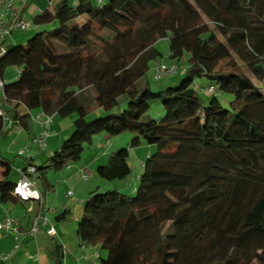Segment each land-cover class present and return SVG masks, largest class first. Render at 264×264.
I'll list each match as a JSON object with an SVG mask.
<instances>
[{"label":"trees","instance_id":"1","mask_svg":"<svg viewBox=\"0 0 264 264\" xmlns=\"http://www.w3.org/2000/svg\"><path fill=\"white\" fill-rule=\"evenodd\" d=\"M31 24L41 29L0 55L8 126L25 129L33 109L76 118L45 161L22 169L43 176L79 160L95 135L131 134L95 169L123 180L128 147L154 148L134 196L95 190L84 201L77 236L107 252L100 264H264V0H58ZM164 38L171 60L188 54L187 67L178 84L152 92L142 79ZM10 66L19 74L5 82ZM201 78L205 103L192 86ZM217 92L232 95L233 114ZM157 100L164 113L154 120L147 113ZM6 128L0 118V137ZM0 168V202L24 203L1 155Z\"/></svg>","mask_w":264,"mask_h":264},{"label":"crops","instance_id":"2","mask_svg":"<svg viewBox=\"0 0 264 264\" xmlns=\"http://www.w3.org/2000/svg\"><path fill=\"white\" fill-rule=\"evenodd\" d=\"M8 1H11V8L15 10L20 15V17L28 20L29 22H32V19L36 15L42 13L46 9L51 10L53 4L58 0H0V11L2 10L4 4ZM31 27L32 28H29L28 30H12L9 34L8 39L6 40V46L11 47L17 44H24L25 41L29 39L36 31L41 29V27H37L34 25H32ZM5 70L3 73V80L5 82H10L4 79ZM102 112V109H97L94 113L96 115H100L102 114ZM55 116L57 115L52 114L50 125ZM72 123L73 122L65 125L63 120L59 121L56 126L57 130H55V132H50L51 138H53L52 141H56V144H58V146H56L57 148L64 140L63 135H65L70 131V129H72ZM18 130H21V132H25L26 137L29 138L30 133L28 120L25 129L20 128L16 123L11 124L7 126L4 135L8 134L9 137H12L15 132L16 134H19ZM35 130H37V126L35 127ZM68 135L69 134H67V136ZM95 140V145H93L92 141L89 145H87V153L85 159L78 163H75L73 166L67 164L66 169L59 170L61 178L64 181V190L66 191V193L63 195V199L59 200L55 195L51 201L50 199L46 198L45 193L47 191H54V186H52L47 176L48 170H46L43 176H39V174L37 176V179L40 180L43 187V190L41 191L37 186V189L41 194V202L31 200L29 204L33 205V207L30 206L27 208V210L25 211V213L27 214L24 215L23 212L17 209L16 206L17 204L24 203L4 204L0 202V220L4 219V217L11 218L12 215V219L16 220L15 226L17 227L19 232L16 235L8 230L0 231V253L5 254L4 256L0 255V257L8 256L7 259L3 260L5 264H100V259L104 258L105 255H101L99 250H97L95 247L81 242L77 236V222L82 215L84 204L83 193L79 190L83 186L82 182L86 181V179H82L80 175L81 173H83V171H87V168L94 171V168L96 166L102 165L100 163H103L105 161L106 153L108 152L105 145L108 146V144L110 143V137L106 134H99L97 135V139ZM114 144V150L121 147V144L117 142H115ZM47 147H51V143L49 145L47 144L44 149ZM38 148L39 147L35 145L32 139V143L27 146V156H24L23 162H25V164L23 166H16L15 169L24 168L27 163L26 160H30L32 165H39L40 163H42L44 161V159L42 158L45 156V150ZM18 156L21 157L22 155ZM143 160L141 162H143ZM11 171L12 170H10V173ZM14 173L18 180V174L15 172V170ZM139 174L140 173H137V176L135 177V180L137 181ZM16 181L13 182L16 183ZM116 186H119V189H112L124 191V189L126 188V186L124 185L116 184ZM67 187L68 190L66 189ZM82 188H86L85 191L87 193H90L91 186ZM135 188L136 187H132V190ZM40 205L41 207L45 208L46 211H41ZM46 206L50 208H46ZM63 210L68 211L66 219L56 220V216ZM29 213L32 214L28 215ZM43 218L46 219V224L42 223ZM35 220H38V231L35 234V237H31L29 236V230ZM49 227H52L55 231V234L53 236H49L46 234V230ZM95 254L97 256H95Z\"/></svg>","mask_w":264,"mask_h":264},{"label":"rangeland","instance_id":"3","mask_svg":"<svg viewBox=\"0 0 264 264\" xmlns=\"http://www.w3.org/2000/svg\"><path fill=\"white\" fill-rule=\"evenodd\" d=\"M31 26L32 25H30L29 28H32ZM96 47H98L97 42H96ZM154 48L160 53V56H158L154 62L152 61L149 63V69L146 72L142 81L148 82L150 90L152 92H158V91L165 89L168 86L176 85L179 83L180 79L183 77L182 72L187 67L188 54L184 53L182 59L179 60L178 62L171 60L169 58V39L168 38H164V39H160V40L156 41V43H154ZM98 49H99V47H98ZM155 62L159 63V64H164L165 66H170L173 63H177L179 70L175 73H169V74H166V76L157 79V78H155V70H154V66H153V65H155ZM241 66L243 67V65H241ZM15 73H16V67H14V66L7 67L5 70L4 79L6 81L13 80L15 78ZM208 84H209V81L206 78L196 79V80H194V82L192 84L193 88H195L197 90L198 96H199L202 103H205L207 101V96H204V94L200 91V88L204 87ZM83 93L89 94L88 90L83 92ZM216 97L220 101L221 106L223 108L230 111L231 114L234 113V111H232L231 106H230V102L233 99L232 95L225 93V92H217ZM118 103H119V112L121 113L125 109V103H126L125 102V96H120L118 98ZM41 113L42 112L40 109L30 110V117L28 118V127H29V133H30L29 138H27L25 132H23V131L21 132V130H18L19 134H16V132H15L12 135V137H9L8 134L0 137V154H1V156L5 157L9 161H11V170L12 171H11L10 177L13 181L17 180V177L14 173L15 167L16 166H23L25 164V162H23V160H24V156H27V152H26L27 146L32 143V139L34 140L39 136L41 128H39V126L36 122H33V117H35L36 115H39ZM163 113L164 112H163L162 104L159 100H157L151 104L147 115L150 116L152 119L157 120V119H159V117H161L163 115ZM94 116H96V114L94 112L89 113V114H87L86 119L91 120ZM75 118H76L75 114H70L64 118H61L59 116H55L54 120L52 121V123L50 125V128L48 127V130H47L48 136H47L46 141H45V146H47V144L49 145L51 143V147H47L44 149L45 150V152H44L45 156L42 158V159H44V161L50 156V154L53 152V150H55V148H57L56 146H58V144H56V141H52L53 138H51L50 132H55V130H57L56 126L59 123V121L63 120L65 125H67L68 123L73 122V120ZM36 126H37V130H35ZM71 130L72 129H70L69 132H67L65 135H63V139L66 138L67 134L71 133ZM131 138H132L131 134H123V135H119V136H115V137H110V140H109L110 143L108 144V146L105 145L106 149L108 150V152L106 153L105 161L103 163H100V164H105L107 162V158H108L110 152L112 150H114L113 148H115L114 147L115 142L121 144L120 148H127V144L129 143ZM95 139H97V135L93 136V138H92L93 145L96 144ZM35 145H37V144H35ZM86 148H87V145H85V148H84L79 160L69 162L68 165L73 166L75 163H78V162L82 161L83 159H85L86 153H87ZM38 149H40V147ZM103 149H105V148H103ZM153 149L154 148L148 146L145 143H141L139 146L134 147V148L128 147V159L127 160H128V164L131 168V173L123 180L104 181L101 178H99L95 173V169L97 168V166L94 168V171L92 169L87 168V171H83V174H85L87 176V178H86V181L82 182L83 183L82 187L91 186L90 192L95 191V190H97L98 192H106L112 188L119 189V186L118 187L116 186V184H119V185L126 186L124 191L118 190L119 193H122L125 196H134L135 193L134 192L132 193V187L138 186V181L135 180V177L137 176L136 175L137 173L142 172L141 161L144 159L145 155L147 153L152 152ZM20 150L24 151L25 155H22L21 157L16 156ZM39 160H41V159H39ZM66 168L67 167L65 166L62 169H66ZM47 176H48L52 186H54V191H51V192L47 191L45 193L46 198L50 199V201H51L55 195L57 199H59V200L63 199V195L66 193V191L64 190L65 189L64 183H63L64 181L61 178V174H60L59 170H50L49 169L47 172ZM37 186L39 187V189L41 191L43 190L42 183L38 179H37ZM81 188L79 191H81L83 193V201H85L88 198L89 193H87L85 191L86 188L85 189H83V188L81 189ZM66 189L68 190V187ZM29 202L30 201H26V202H24V204H17L16 205L17 209L21 210V212H23L24 215L27 214V213H25V211L27 210L28 207H30V206L33 207V205H30ZM48 205H50V204H48ZM46 208H50V207L46 206ZM31 214L32 213H29L28 215H31ZM11 218H12V215H11ZM99 252L101 253V255L106 256V254H107V252L105 250H99ZM0 255L4 256L5 254L0 253Z\"/></svg>","mask_w":264,"mask_h":264},{"label":"built area","instance_id":"4","mask_svg":"<svg viewBox=\"0 0 264 264\" xmlns=\"http://www.w3.org/2000/svg\"><path fill=\"white\" fill-rule=\"evenodd\" d=\"M30 25L31 22L20 17V15L11 8V1L6 2L2 7V10L0 11V55L3 54L5 51L6 40L8 39L10 32L14 29L26 30L29 28ZM154 70H155V78H160L165 73L174 72L175 68L171 67L168 70L165 68L164 64H155ZM18 74H19V70L16 71L15 79L17 78ZM213 90H214L213 87L210 86L206 89V93L210 94L213 92ZM0 98L1 99L5 98L3 91V81L1 80V78H0ZM51 117L52 115H48L45 113L43 114L41 113L33 117V122H36L41 128L39 136L33 140V142L37 144L38 147H40V149H44L45 147V141L48 136L47 130L51 122ZM0 118L2 119L5 126H8V124L11 123V120L5 115V112L1 107V105H0ZM18 155H25L24 151L22 150L19 151ZM15 172L18 174V180L13 187V195L23 202L31 201V200L41 202V194L37 189V173L35 171V168L33 166H28L26 169L16 168ZM81 178L86 179L87 176L81 173ZM40 210L46 211V209L41 207V205H40ZM15 223H16L15 219L4 217V219L0 220V231L8 230L17 235L19 232L17 227L15 226ZM42 223L46 224L45 218L42 219ZM37 224H38V220H35L29 230V236L35 237V234L38 231ZM46 234L49 236H53L55 234V231L52 227H49L46 230ZM95 256L97 255L95 254ZM0 258L4 260L7 259L8 256L0 257Z\"/></svg>","mask_w":264,"mask_h":264}]
</instances>
